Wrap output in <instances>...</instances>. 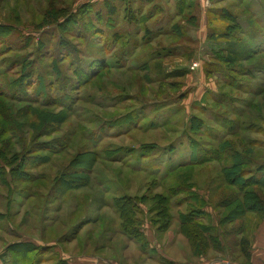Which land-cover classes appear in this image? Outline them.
Here are the masks:
<instances>
[{
    "label": "rangeland",
    "instance_id": "374dc122",
    "mask_svg": "<svg viewBox=\"0 0 264 264\" xmlns=\"http://www.w3.org/2000/svg\"><path fill=\"white\" fill-rule=\"evenodd\" d=\"M190 1L193 8L186 7L182 21L190 40L157 36L152 44L139 46L135 57L117 62L115 53L126 50L124 43L132 36L115 41L90 25L104 0H0V92L9 96L0 94V127L10 128L5 138L10 137L15 151L9 163L0 160V264L245 261L235 242L247 236L253 244L257 225L250 230L252 219H223L213 209L221 200L225 186L219 178L229 160L211 158L172 169L198 158L201 150L221 147L223 139L224 146L232 143L238 151H244L240 139L252 141L260 154L254 153L255 159L264 161V0ZM123 3L118 29L157 25L125 20L137 1ZM175 8L174 0H154L146 12L156 10L155 22L171 20L173 28L180 23L172 18ZM195 14L197 25L188 21ZM203 14L206 27L199 26ZM144 34H132L133 39ZM231 57L238 60L227 62ZM32 61L37 65L28 70ZM131 66L136 71H127ZM33 77L40 83L33 85ZM61 84L70 87L72 113L58 105L25 102L46 96L39 101L56 103ZM52 113L65 115L54 130L48 123ZM231 128L235 135L227 134ZM66 140L68 148L56 154L46 147L50 141V148L59 149ZM39 145L47 150H28ZM92 150L99 159L90 184L63 194L54 190L57 182L63 189L64 171L86 167L79 162L89 163ZM115 150L120 153L112 154ZM21 168L39 181H18ZM249 171L259 175L255 167ZM243 176L237 186L247 185L243 180L249 174ZM237 186L227 187L236 192ZM169 187L177 190L173 196ZM250 188L264 192L260 186ZM158 194L168 196L169 215L151 210ZM123 196L140 199L134 213L139 239L125 232L114 205ZM198 197L209 202L204 214L193 219L202 232H195L196 225L192 233L186 223L181 231V214L197 207ZM244 221L249 229L238 234L235 229ZM226 230L234 233L226 236ZM12 247L24 251L18 257L9 252Z\"/></svg>",
    "mask_w": 264,
    "mask_h": 264
},
{
    "label": "trees",
    "instance_id": "16d2710c",
    "mask_svg": "<svg viewBox=\"0 0 264 264\" xmlns=\"http://www.w3.org/2000/svg\"><path fill=\"white\" fill-rule=\"evenodd\" d=\"M125 0H104L103 5L100 6V8L98 10H94L95 12V16L92 17L91 19L93 20V22H91L90 20V25H97L99 28V33L102 34V36H109L113 37L115 39V41L119 40L122 41L123 39L128 40L129 36H132L131 40L128 42L126 41V43H124V45H128V48L126 50H122L121 54H117L115 53V59L117 62L121 61L122 59H130L136 56L138 47L141 45H150L152 44V41L157 37V36H167V37H178V38H182L186 40H190L185 36V31L186 27L185 25H183V14L186 12L187 9L193 8V4L191 3L190 0H174L175 2V13L172 15L174 19L179 18V24L175 25L173 28L169 27V22L171 21H164L163 19H160V21L155 22L156 20L154 19L157 15H156V10H150L149 12H146V7L149 6L151 3L154 2V0H136L137 1V7L134 9L136 11H131V14L128 15L125 20H129L130 22L132 21H154V23H156L157 25L152 28H150V26L146 25V27H141L140 29H132L130 27L132 26H125V29H118L119 27H121L122 23L120 22V16L118 17V12L119 9H121L122 5H124ZM221 0H213V2L218 3ZM130 2H132V0H130ZM187 7V9H186ZM153 9H156V7H154ZM214 9V7H213ZM92 10V9H91ZM89 10V11H91ZM209 12H212L214 15H218L217 12H214L212 9L209 10ZM84 13V12H83ZM225 14V13H224ZM224 16V15H222ZM102 17V18H100ZM100 18V19H98ZM173 20V19H172ZM97 21V22H96ZM188 21L189 23L192 22L191 24H195V21H198V16L195 15H189L188 16ZM194 22V23H193ZM153 23V24H154ZM161 24V25H160ZM159 25V26H158ZM197 25V23L195 24ZM136 28V27H135ZM144 31L145 34L141 35L139 40L137 39H133V35L135 34L138 36V34H141V32ZM187 35V33H186ZM139 37V36H138ZM144 41V42H143ZM234 42V41H233ZM119 44V43H117ZM231 46H236V43H230ZM237 47V46H236ZM230 52L233 54L234 52L230 50ZM238 60V58L235 57H231L230 59H227V62H236ZM30 69L28 70H32L33 68L36 67L37 62H30ZM60 68L62 67L61 65H59ZM124 68V67H122ZM121 68V69H122ZM129 70L127 71H136V69H134L132 66L128 67ZM264 69V68H262ZM25 70V69H24ZM91 77L92 75H94L93 73L89 74ZM23 81H25L24 79H22ZM34 83H40V80H37L35 77H33ZM88 80V79H87ZM86 80V81H87ZM121 84V83H120ZM81 84H79L80 86ZM2 88H4L2 81H0V90H2ZM70 88V87H69ZM69 88L67 89V86L64 84H61L59 86V96L56 99V103H47L44 104V100L47 99V97L45 96L44 99H42V97H39V99H34V97L29 98L28 100H26L25 102H36L37 104H41V105H58V106H62L63 108L66 109V111L68 110L70 113H72L75 109L73 108V106H71V103H67V101H71L72 97H71V91L69 90ZM77 89V88H76ZM0 94H4L7 95V91L3 90V93L0 92ZM43 92L41 94V96H43ZM8 96V95H7ZM9 97V96H8ZM14 99V98H13ZM43 102H40V101ZM66 100V101H64ZM65 102V103H64ZM58 103V104H57ZM60 104V105H59ZM65 111V113H66ZM21 113V112H20ZM63 116L61 115H55L54 113H52L49 117L48 123H51V125L53 127L52 130L55 129L56 126H58L61 122H63V118L65 119V115L64 113H62ZM2 117V116H1ZM19 117H21L19 115ZM4 120V124L6 122V119L3 118ZM9 120V119H8ZM10 121V120H9ZM20 126V124L18 123V127ZM51 126V127H52ZM15 129V128H12ZM227 134L230 135H235V133H237L235 131V129H229L227 131ZM10 135V128L5 127V125H2L0 127V160H4L7 161L8 163L10 162L11 158L15 155L13 154L15 151L11 150V146H12V141L10 140V137L7 139L5 138L6 136ZM229 136V135H228ZM227 136V137H228ZM214 137V141H215ZM219 140H222L223 137L219 138ZM218 139H216L217 141H219ZM54 142H57V145L59 144V142H61V139L55 140L53 139ZM240 143H237L239 147H243L244 151H238L237 148H235V146H233L232 143H228L227 146H224L222 143L225 141V139H223L221 141V143H219L221 145V147L216 146L215 149L213 147H210L209 150L206 149L204 151H200L199 155H197L198 158H193L189 163L183 162L184 164H179L177 167L173 168L172 170H176L182 167H188L191 165H198L200 163H204L205 161H208L211 158H214L215 160L218 161H227V159L229 161L226 162V165L224 166V172L222 173L223 176L219 178L220 184L221 186H225L223 189H221V193H220V198L221 200L217 201V203L215 204L217 207H213L214 211H216V213L218 215H220L223 219L228 218H233L230 217V215L234 216V217H245V218H249L252 219V221H248L250 223H252V226L250 227V230L255 226V225H259L260 222L264 221V192L257 190V189H253L250 188L251 186H260L262 188H264V161H257L255 159L254 153L255 155H257V157H260L259 152L257 150L252 149V141L250 142H246L244 144L243 140L240 139ZM53 142V143H54ZM48 143V142H47ZM64 142L61 144V147L59 149H53L50 148V141L48 143V145H46V147H49V152L50 153H58L62 150H65L68 148L69 146V141L66 140V143L64 144ZM40 147H34V146H29L28 150H32L30 153L32 154H37L38 152H42L44 150H47L46 148L42 147L41 145H39ZM247 146L249 147V149L247 148ZM93 151V150H92ZM37 152V153H36ZM109 153V152H108ZM114 155H118L120 153L119 150H115L113 152H111ZM89 155L92 157V160L89 161V163H87V161H80L79 163H82L83 165H86V167H73L75 169H71L69 172L64 171L61 176L64 177L65 180H61V184L59 185H64L63 189L58 188V182L56 183V185L53 187L54 190H58L61 194L68 192L69 190H75V189H79V188H85L90 184V178H91V174L93 171V165L94 162H97L99 159V152L97 151H93V152H89ZM18 159V158H17ZM22 159V158H21ZM46 160V159H45ZM1 162V161H0ZM42 163L44 162H40L39 166L42 165ZM25 165L24 163L22 164V166ZM91 165V166H89ZM0 167H2L0 165ZM257 170V174L259 175H253L251 168H254ZM171 170V171H172ZM1 172V170H0ZM22 173V177L18 174L15 176V178H17L18 181H25L28 183H33L36 181H39V177H33L32 174L28 175V171L26 172L25 170L20 171V174ZM244 174H249V176L245 177V179L243 180V182L245 181V185L244 183L237 186L236 182H239V179H242L244 176ZM1 175V173H0ZM43 178H40V180L42 181ZM227 186H234V187H238L237 191H231L230 189H228ZM170 191L168 189V192H171V195L173 194L174 191H177L176 189H174L173 187H169ZM53 190V191H54ZM173 196V195H172ZM33 197V196H32ZM46 199V198H45ZM155 203L154 205L151 207L153 210V212H156V214H162L163 212H168L169 213V201H168V196H166V194H158L155 198H153ZM197 199V207L193 206L191 207V209L187 212V213H182L181 214V231H182V226L188 225L189 229L191 230V232H194V228H192L193 226L196 227V225H198V228L196 227V233L202 232L200 225L197 223L193 222L194 219V215L200 213V214H204V210H205V206H207V204L209 203L208 201H206V199H204L203 197H198ZM140 200V199H139ZM139 200L136 199L135 197L132 196H123L122 198H117L114 201V205L116 206V208L119 210L120 214H121V218L123 219V228L125 230V232H127L130 236H133L134 238H141L140 236V228H139V224H138V218L136 217V215H134V213H138L136 212V205H138ZM142 200H145V198H143ZM225 202V203H224ZM218 209V210H216ZM222 209H227L230 213H228L227 215L222 213ZM193 210V211H192ZM167 213V214H168ZM223 214V215H222ZM249 214H251L250 216H248ZM169 215V214H168ZM200 216V215H199ZM248 216V217H247ZM196 218V217H195ZM221 218V219H222ZM246 220V219H245ZM230 222H233V219H231ZM202 225V224H201ZM211 227L207 226V225H202V229H209ZM247 230L249 229V227H247L246 225V221L242 222L241 227L236 230L235 232H238V234L240 232H243L244 229ZM257 228V227H256ZM234 233L233 230L228 231L226 230V236L228 234H232ZM215 237H218L216 234L214 235ZM249 236L252 237V235L249 234ZM236 246L240 247V250L243 252V255L246 256L245 260H247V258H249L250 256V248H251V238L250 237H243L241 238L239 241L235 242ZM220 243H218L217 245H219ZM225 244V242H224ZM24 250L23 249H18L15 250L14 247L9 248V252H13L14 254H16V256L19 257V255L22 254Z\"/></svg>",
    "mask_w": 264,
    "mask_h": 264
},
{
    "label": "crops",
    "instance_id": "0c3cea01",
    "mask_svg": "<svg viewBox=\"0 0 264 264\" xmlns=\"http://www.w3.org/2000/svg\"><path fill=\"white\" fill-rule=\"evenodd\" d=\"M206 1V0H202ZM206 15H199L200 27H206L207 21L205 20ZM199 29V28H198ZM254 243L251 244L250 256L247 260L242 261V264H264V221L260 222L255 230ZM234 264V263H233ZM236 264H241L236 262Z\"/></svg>",
    "mask_w": 264,
    "mask_h": 264
},
{
    "label": "built area",
    "instance_id": "2783aa9c",
    "mask_svg": "<svg viewBox=\"0 0 264 264\" xmlns=\"http://www.w3.org/2000/svg\"><path fill=\"white\" fill-rule=\"evenodd\" d=\"M197 64H194V66H196Z\"/></svg>",
    "mask_w": 264,
    "mask_h": 264
}]
</instances>
